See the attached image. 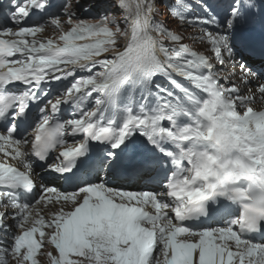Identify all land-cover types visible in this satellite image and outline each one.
Listing matches in <instances>:
<instances>
[{
  "label": "snow or ice",
  "instance_id": "6c2138e0",
  "mask_svg": "<svg viewBox=\"0 0 264 264\" xmlns=\"http://www.w3.org/2000/svg\"><path fill=\"white\" fill-rule=\"evenodd\" d=\"M78 7L0 0V264H264V71L243 57L264 61V0L169 7L220 68L155 21L157 0H111L123 25Z\"/></svg>",
  "mask_w": 264,
  "mask_h": 264
},
{
  "label": "rangeland",
  "instance_id": "374dc122",
  "mask_svg": "<svg viewBox=\"0 0 264 264\" xmlns=\"http://www.w3.org/2000/svg\"><path fill=\"white\" fill-rule=\"evenodd\" d=\"M80 1L84 3L85 0H80ZM163 1L164 0H157L158 9L155 13V21L165 25L166 27L174 31H177L182 37H184L183 41L190 44L194 51L200 54L208 55L210 58H212L213 64L217 66V68H220L221 66H218L219 64L213 58L210 45H208L206 40L200 41L199 39H195V40L193 39L194 37L198 38L203 35L200 29L198 27L190 26L188 23L181 24L179 20L173 19L172 16H170L169 14L168 9L170 6H173L175 4V0H165V7L162 6ZM187 2L193 6V11L189 13L190 16L205 15V12L201 7V0H187ZM231 2L232 0H204V3L208 4L212 8V10L221 18H223V16L226 14ZM105 3H108V1L93 0L90 3H84L83 5L79 4V7H82V9L79 10V14L82 18L92 20L93 17H99L103 13L111 12V13H117V18H121L122 21L124 20V17L121 16L118 9L112 7L109 8ZM228 64H232V63H228ZM232 67L234 66L232 65ZM223 72H221V76L225 75L223 74ZM53 98L55 99V96H53ZM41 260H42V264H48L46 257H41Z\"/></svg>",
  "mask_w": 264,
  "mask_h": 264
},
{
  "label": "bare ground",
  "instance_id": "6f19581e",
  "mask_svg": "<svg viewBox=\"0 0 264 264\" xmlns=\"http://www.w3.org/2000/svg\"><path fill=\"white\" fill-rule=\"evenodd\" d=\"M249 36L253 39V40H255V39H257V36H255V35H253L252 33H250L249 34ZM228 63H231V62H228L227 61V56H225V65L223 66L224 67V69H225V71L223 72V74H225L224 76H222V77H226V76H229V74L230 73H235V75L234 76H231V79L239 86V87H241V89H242V91H245V92H247V88H246V86L245 85H243L242 84V82H241V79H240V76H241V71L240 72H238V69L239 68H234V67H232V65L233 64H228ZM229 65H231V66H229ZM218 66H220V65H218ZM217 67V66H216ZM227 68H228V71H227ZM256 83H257V81L255 80V79H253L252 80V85H251V87H252V91H256ZM54 98L52 97V100H53ZM66 106H63L62 105V108H65ZM255 107H257V108H260V107H264V106H262V105H255ZM141 139H143V138H141ZM3 160V157L2 156H0V161H2ZM14 163V162H13ZM119 180L120 179H118L117 181H116V186H125V187H128V188H130V189H132V190H137V189H139V186L138 185H131V184H126L127 182H119ZM51 183L52 181H51V177L50 178H45L44 177V180L42 181L41 179H40V183ZM46 207L47 206H42L41 208H40V211H41V213L42 214H44V215H47L48 214V212H49V209H48V207H47V209H46ZM41 209H43V211L41 210ZM47 210V212H46V210ZM46 212V213H45Z\"/></svg>",
  "mask_w": 264,
  "mask_h": 264
}]
</instances>
